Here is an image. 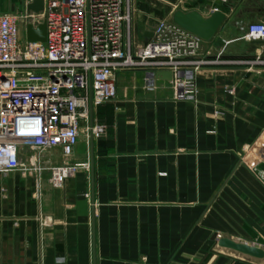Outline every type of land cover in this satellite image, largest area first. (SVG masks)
I'll return each instance as SVG.
<instances>
[{"label": "crops", "instance_id": "0c3cea01", "mask_svg": "<svg viewBox=\"0 0 264 264\" xmlns=\"http://www.w3.org/2000/svg\"><path fill=\"white\" fill-rule=\"evenodd\" d=\"M32 1L0 0V14ZM177 10L226 14L202 55H264L242 30L264 20V0H134V45ZM147 77L120 73L117 98L90 108L71 158L89 171L60 189L49 172L0 174V264H264L217 245L226 237L264 249V161L258 173L242 162L246 145L264 142V70L204 69L195 95L180 99L170 81L148 88ZM98 125L106 133L88 143Z\"/></svg>", "mask_w": 264, "mask_h": 264}, {"label": "built area", "instance_id": "2783aa9c", "mask_svg": "<svg viewBox=\"0 0 264 264\" xmlns=\"http://www.w3.org/2000/svg\"><path fill=\"white\" fill-rule=\"evenodd\" d=\"M133 0H45L40 13L0 14V174L20 171L63 188L88 163L71 158L90 108L117 98L118 75L127 70L170 71L175 98L197 91L196 76L208 68L264 70V55L226 59L201 54L203 40L172 20H162L153 37L135 46L132 40ZM46 22L45 42H29L26 28ZM249 41H264V22L242 27ZM233 92V90H230ZM106 133L87 129L88 143ZM61 151L62 162L53 160ZM28 150L27 161L21 151ZM264 142L244 147L242 162L258 173ZM89 198V194H86Z\"/></svg>", "mask_w": 264, "mask_h": 264}, {"label": "water", "instance_id": "95a60500", "mask_svg": "<svg viewBox=\"0 0 264 264\" xmlns=\"http://www.w3.org/2000/svg\"><path fill=\"white\" fill-rule=\"evenodd\" d=\"M44 6L45 0H33L28 5L27 9L29 12L40 13L44 10ZM225 20L226 14L220 10L214 11L210 16H205L198 10L189 12L177 10L172 16V21L176 25L201 38L204 42H210L216 36ZM151 34L152 38L153 33ZM26 37L29 42H45L47 39L46 22H43L37 27L29 24L26 28ZM257 43L264 47V41H259ZM149 76L166 81H172L173 78V74L170 71H159L155 75L150 73ZM217 245L221 248L231 249L249 257L257 259L264 258V249L257 244L238 242L223 237L217 239Z\"/></svg>", "mask_w": 264, "mask_h": 264}, {"label": "rangeland", "instance_id": "374dc122", "mask_svg": "<svg viewBox=\"0 0 264 264\" xmlns=\"http://www.w3.org/2000/svg\"><path fill=\"white\" fill-rule=\"evenodd\" d=\"M133 5H134V0H133ZM134 8V7H133ZM134 17H135V12L133 14V20H132V25H133V22H134Z\"/></svg>", "mask_w": 264, "mask_h": 264}]
</instances>
